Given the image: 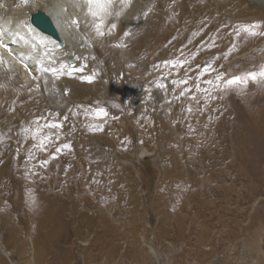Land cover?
I'll return each mask as SVG.
<instances>
[{
	"label": "rangeland",
	"instance_id": "374dc122",
	"mask_svg": "<svg viewBox=\"0 0 264 264\" xmlns=\"http://www.w3.org/2000/svg\"><path fill=\"white\" fill-rule=\"evenodd\" d=\"M74 1L53 61L0 56V264H264V3L117 2L101 36Z\"/></svg>",
	"mask_w": 264,
	"mask_h": 264
},
{
	"label": "bare ground",
	"instance_id": "6f19581e",
	"mask_svg": "<svg viewBox=\"0 0 264 264\" xmlns=\"http://www.w3.org/2000/svg\"><path fill=\"white\" fill-rule=\"evenodd\" d=\"M64 1L66 0H0V56L3 55L1 58L13 62L15 67L18 65L22 67L23 73L26 68H34L42 62L53 61L56 58L54 53L57 52L56 40L31 26L29 18L36 12L45 14L50 19L62 46L66 47L65 36H70L72 26L68 23L70 20ZM68 1L74 2V6L78 5L77 1ZM259 2L264 3V0ZM7 49L10 54L12 53V59L6 57V54H9ZM21 76L24 81H28L26 76L23 74ZM7 255H9L7 251L3 252V256Z\"/></svg>",
	"mask_w": 264,
	"mask_h": 264
},
{
	"label": "snow or ice",
	"instance_id": "6c2138e0",
	"mask_svg": "<svg viewBox=\"0 0 264 264\" xmlns=\"http://www.w3.org/2000/svg\"><path fill=\"white\" fill-rule=\"evenodd\" d=\"M85 4L87 5V14L90 15L93 18L94 27L97 30L98 35H104L105 33L102 31V28L104 26V22L107 20L108 17H111L113 15L119 17L122 13L121 11H115L114 7L119 2L120 4L127 6L128 3H130V0H84ZM73 23H76L73 21ZM116 27L115 23L111 24V28L114 29ZM247 31V30H245ZM82 71V69H79ZM261 76H264V72L261 73ZM255 80L256 77L254 75L249 74L247 77L240 78L237 77L234 80L230 81V84H239V83H247L248 80ZM88 82H91L89 79ZM103 114L104 116L107 115V113L100 109V112L98 115Z\"/></svg>",
	"mask_w": 264,
	"mask_h": 264
},
{
	"label": "water",
	"instance_id": "95a60500",
	"mask_svg": "<svg viewBox=\"0 0 264 264\" xmlns=\"http://www.w3.org/2000/svg\"><path fill=\"white\" fill-rule=\"evenodd\" d=\"M29 22L30 25L36 28L40 33L50 37L53 40H56L58 47L62 46L50 19L45 14L36 12L30 16Z\"/></svg>",
	"mask_w": 264,
	"mask_h": 264
}]
</instances>
